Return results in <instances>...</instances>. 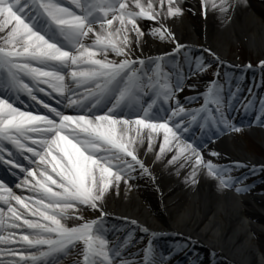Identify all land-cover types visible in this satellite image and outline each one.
I'll return each instance as SVG.
<instances>
[{
  "label": "snow or ice",
  "instance_id": "1",
  "mask_svg": "<svg viewBox=\"0 0 264 264\" xmlns=\"http://www.w3.org/2000/svg\"><path fill=\"white\" fill-rule=\"evenodd\" d=\"M244 2L199 0V7L205 20L212 12L227 22ZM185 11L195 15L184 0H0V161L19 169L16 187L29 193L17 195L0 179V264H170L172 253L154 247L161 234L136 220L126 223L151 236L139 261L125 255L133 231L108 235L109 197L137 175L155 179L141 148L177 175L189 169L185 183L203 172L219 189L247 190L231 173L254 174L255 165L215 163L204 153L219 157L208 143L243 127L230 116L234 104L245 112L259 104L256 122L264 126V97L250 87L244 103L214 49L177 38L169 22ZM149 40L172 47L146 55ZM213 64L216 78L204 91L186 83ZM258 67L264 72V60ZM185 87L195 95L181 98Z\"/></svg>",
  "mask_w": 264,
  "mask_h": 264
},
{
  "label": "bare ground",
  "instance_id": "2",
  "mask_svg": "<svg viewBox=\"0 0 264 264\" xmlns=\"http://www.w3.org/2000/svg\"><path fill=\"white\" fill-rule=\"evenodd\" d=\"M260 3L264 7V0ZM184 4L191 7L195 15L185 11L187 17L182 15L174 24L169 22L181 42L193 47L196 44L199 47L209 46L222 60L227 59L229 45L240 42L250 52L261 54L264 60V22L257 15L252 0L238 4L227 22H221L212 12L205 20L199 0H184ZM164 51L163 44L156 45L152 40L145 45L146 55L155 56ZM204 81L203 75H200L193 83L200 85ZM237 115L232 113L230 116ZM248 131L258 132L255 128ZM259 134L264 147L263 128ZM228 139L226 133L221 134L214 143L207 145L208 150H214L220 156L211 157L205 151V159L220 164L240 161L255 165L256 171L261 168V159L244 154ZM160 142H156L157 150ZM140 154L155 179L137 175L130 181L131 188L125 189L121 185L119 194L107 201L106 210L110 215L136 220L150 231L160 233L153 242L154 247L165 256L172 253L170 264L172 259L176 260L174 264H190V261H198V264H264V241L256 239L258 233L264 234L263 185L237 194L230 189H219L218 182L203 172L198 175L196 183H185L189 169H181L177 175L174 167L163 162L153 163L152 153L145 156L141 148ZM171 155L166 153L168 158ZM238 171H241L240 178L253 174L246 167ZM9 190L17 195H29L26 189L17 188L16 184ZM84 215L94 218L90 212ZM119 233L113 228L108 235L113 238ZM141 236L148 239L143 242L136 240L134 245L129 246L125 253L128 258L140 256L141 259L143 248L151 240L148 234ZM252 238L256 241L252 242ZM60 264H70V258H65Z\"/></svg>",
  "mask_w": 264,
  "mask_h": 264
},
{
  "label": "rangeland",
  "instance_id": "3",
  "mask_svg": "<svg viewBox=\"0 0 264 264\" xmlns=\"http://www.w3.org/2000/svg\"><path fill=\"white\" fill-rule=\"evenodd\" d=\"M261 1L263 0H252V3L257 9V15L261 18V20L264 22V7L260 5ZM184 17H187V14L184 12L182 14ZM158 42V41H155ZM165 45V44H163ZM166 46V45H165ZM172 47V45H170ZM199 47V46H198ZM263 60V57L259 53H253L250 52L242 43H232L229 45V50L227 53V59L225 60L226 66L221 68V72L227 71L230 74L231 78V84L233 85H239L240 82H242L244 89L242 90L240 88V95H244L245 98L248 96L250 97L249 93V87H252L254 84H257L259 82V90L256 92L258 94H261L264 96V72H261V70L258 67L259 61ZM247 64H251V69H245L244 66ZM227 65H231L233 67H227ZM236 67V68H235ZM240 67V68H239ZM212 68H216V65L213 64ZM208 69L203 75L204 82L211 81L215 79L214 76V69ZM234 70V71H233ZM221 83L224 84L225 90L229 88V85L225 83V80L223 76L221 77ZM207 80V81H206ZM190 81H194V79H190ZM203 82V83H204ZM258 85V84H257ZM239 87H241L239 85ZM236 88V87H235ZM187 87L184 88V90L180 93L183 94L184 97H190L191 92L186 91ZM262 90L260 93L259 91ZM235 91V90H234ZM254 94V93H253ZM255 95V94H254ZM261 96V97H262ZM183 98V97H182ZM252 98V97H251ZM249 99V98H248ZM199 103V102H197ZM197 103L192 104V107H196ZM247 103V100L245 101ZM238 107L242 108L241 105L236 104ZM200 107V106H199ZM254 113H250L251 109L245 112L242 108V112L244 113V116L236 117L233 119V123H239V125H243V127L240 128L239 132H226V135L228 136V140L230 143L233 144L235 148H239L240 151H242L244 154H248L250 156L256 157L261 159V168L255 171L254 174L247 175L246 177H242V186L247 185L248 189L250 188H257V185H263L264 186V147L262 144V138L260 136V130L264 126H261L258 122H256V116L259 112V104H257ZM238 125V124H237ZM249 128H255L258 130V132L251 133L248 131ZM229 156V154H228ZM231 156V155H230ZM215 162V161H213ZM218 163V162H215ZM241 172L234 171L231 174L233 176H238ZM256 184V185H254ZM254 185V186H253ZM247 189V190H248ZM144 205V203H141ZM258 238L261 241H264V234L258 233ZM134 237L135 234H134ZM256 239H251L252 242ZM263 252H264V246H263Z\"/></svg>",
  "mask_w": 264,
  "mask_h": 264
}]
</instances>
